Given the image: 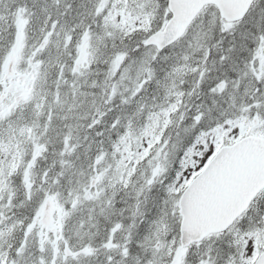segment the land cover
<instances>
[{"label": "snow or ice", "instance_id": "snow-or-ice-1", "mask_svg": "<svg viewBox=\"0 0 264 264\" xmlns=\"http://www.w3.org/2000/svg\"><path fill=\"white\" fill-rule=\"evenodd\" d=\"M0 264H264V0H0Z\"/></svg>", "mask_w": 264, "mask_h": 264}]
</instances>
